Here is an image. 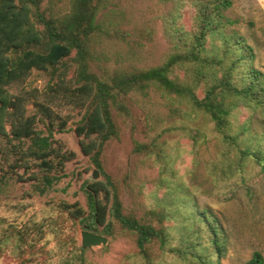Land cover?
<instances>
[{
    "label": "trees",
    "instance_id": "16d2710c",
    "mask_svg": "<svg viewBox=\"0 0 264 264\" xmlns=\"http://www.w3.org/2000/svg\"><path fill=\"white\" fill-rule=\"evenodd\" d=\"M158 1L172 4L168 28L179 37L177 50L161 65L102 77L91 70L90 62L94 37L103 31L99 12L107 0H0V196L15 181L30 183L34 193L46 195L66 176L67 163L76 154L54 132L67 128L71 116H64L62 109L72 107L83 114L75 128L81 150L104 179L85 180L86 208L79 202H61L56 223L70 222L69 240L78 224L102 226L99 232L109 236L115 235L118 224L135 236L138 254L147 264H160L155 245L162 255L183 264H224L227 237L211 209H199L194 199L185 201L191 216L179 221L180 228L176 223L180 245L173 247L168 222L174 215L166 207L151 208L145 220L127 213L118 185L101 161L106 142L119 134L113 108L125 107L122 97L156 84L188 99L213 122V131L221 137L211 163L217 177L239 176L245 182L251 162L264 173V132L253 129L256 115L264 116V73L255 67L246 36L233 27L243 22L228 13L233 1ZM186 7L193 10L189 29L178 22ZM180 68L183 78L175 74ZM34 70L50 75L43 90L22 86ZM243 110L247 115L240 117ZM45 220L7 223L0 257L5 244L12 243L19 250L18 264L34 262L35 255L45 251L40 245ZM71 246L58 264H86L88 249ZM245 264H264V254L254 251Z\"/></svg>",
    "mask_w": 264,
    "mask_h": 264
},
{
    "label": "rangeland",
    "instance_id": "374dc122",
    "mask_svg": "<svg viewBox=\"0 0 264 264\" xmlns=\"http://www.w3.org/2000/svg\"><path fill=\"white\" fill-rule=\"evenodd\" d=\"M232 1L228 13L243 21L233 27L246 36L254 49L255 67L264 73V0ZM67 6L68 1L63 3L64 8ZM171 10V3L158 0H107L98 16L103 31L94 37L91 70L107 77L116 70L163 64L179 44L178 35L168 28ZM192 11L186 7L178 18L187 29ZM72 63L75 68L77 63ZM176 73L183 78L184 69H176ZM49 79V73L34 70L22 86L26 90H43ZM120 102L125 107L113 108L119 134L106 142L101 161L118 185L125 211L145 220L151 208L166 207L174 215L168 223L174 236L170 245L176 247L180 245L179 221L191 216L184 202L194 199L199 209H211L220 218L227 237L224 264H245L256 250L264 254V173L260 168L249 163L244 171L245 182L239 176L217 177L211 163L217 159L221 137L213 131V122L188 99L163 87L153 84L143 92L122 97ZM62 114H69L71 120L63 132L56 131L54 136L76 154L67 163L66 176L46 195L34 193L30 183L15 181L0 196V239L6 240L3 231L7 223L15 221L22 226L30 219H47L48 226L40 242L45 251L40 250L36 260L28 264H58L71 244L82 245L81 233L85 230L82 224L76 226L77 233L70 241V222L66 219L56 223L61 215L60 204L79 202L86 208L85 180H93L95 170L98 179H104L81 150L75 128L82 112L65 107ZM239 115L245 117L247 111ZM253 129L264 132V116L256 115ZM95 227L108 238V243L87 248L86 264H147L138 254L134 235L118 224L114 236L99 232L102 226ZM154 251L160 264H183L168 254L162 255L158 245ZM18 254L12 243L5 244L0 264H18Z\"/></svg>",
    "mask_w": 264,
    "mask_h": 264
},
{
    "label": "water",
    "instance_id": "95a60500",
    "mask_svg": "<svg viewBox=\"0 0 264 264\" xmlns=\"http://www.w3.org/2000/svg\"><path fill=\"white\" fill-rule=\"evenodd\" d=\"M93 180L98 179V171L95 170L92 176ZM89 230H83L82 235V244L85 248H90L93 246L106 245L108 243V238L97 232L96 227L87 226Z\"/></svg>",
    "mask_w": 264,
    "mask_h": 264
},
{
    "label": "flooded vegetation",
    "instance_id": "af4514ba",
    "mask_svg": "<svg viewBox=\"0 0 264 264\" xmlns=\"http://www.w3.org/2000/svg\"><path fill=\"white\" fill-rule=\"evenodd\" d=\"M90 227H92V226H90ZM86 229L89 230V228H87V226H85V230H86Z\"/></svg>",
    "mask_w": 264,
    "mask_h": 264
}]
</instances>
